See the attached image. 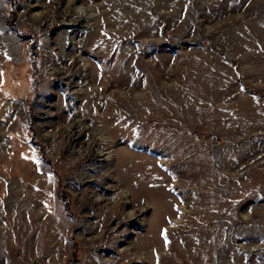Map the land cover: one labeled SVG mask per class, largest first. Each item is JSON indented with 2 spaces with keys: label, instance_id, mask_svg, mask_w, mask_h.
Masks as SVG:
<instances>
[{
  "label": "rangeland",
  "instance_id": "1",
  "mask_svg": "<svg viewBox=\"0 0 264 264\" xmlns=\"http://www.w3.org/2000/svg\"><path fill=\"white\" fill-rule=\"evenodd\" d=\"M0 264H264V0H0Z\"/></svg>",
  "mask_w": 264,
  "mask_h": 264
},
{
  "label": "trees",
  "instance_id": "2",
  "mask_svg": "<svg viewBox=\"0 0 264 264\" xmlns=\"http://www.w3.org/2000/svg\"><path fill=\"white\" fill-rule=\"evenodd\" d=\"M39 155L41 158H44V153L41 150H39ZM58 188H61V186H59ZM56 196L65 202L67 212L70 214V208L71 207H70V204H68L67 198L64 196V192L61 189H59L56 191ZM67 204H68V206H67Z\"/></svg>",
  "mask_w": 264,
  "mask_h": 264
},
{
  "label": "snow or ice",
  "instance_id": "3",
  "mask_svg": "<svg viewBox=\"0 0 264 264\" xmlns=\"http://www.w3.org/2000/svg\"><path fill=\"white\" fill-rule=\"evenodd\" d=\"M162 235L165 236V240H167V237H166V230H164V232H162Z\"/></svg>",
  "mask_w": 264,
  "mask_h": 264
}]
</instances>
